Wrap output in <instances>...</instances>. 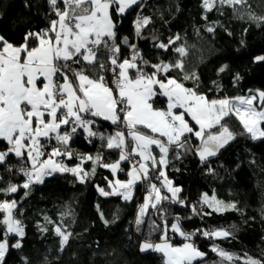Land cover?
<instances>
[{"label": "trees", "instance_id": "16d2710c", "mask_svg": "<svg viewBox=\"0 0 264 264\" xmlns=\"http://www.w3.org/2000/svg\"><path fill=\"white\" fill-rule=\"evenodd\" d=\"M57 3L63 10L62 0ZM212 5L206 9L203 0H140L123 14L113 11L115 44L120 49L118 61L140 51L136 64L146 75H151L156 71L153 65H173L183 59V69L169 68L167 72H159L157 78H174L209 100L256 94V105L260 108L258 93L264 91V61H257L256 57L264 56V22L250 19V14L264 17V0ZM145 18L147 24L142 23ZM56 19L49 0H0V36L15 46L23 44L29 32L46 29ZM138 20L142 25L139 35ZM209 27L212 32L207 30ZM170 40L173 43L169 45ZM160 44L168 47L161 48ZM35 45V40L30 41V47ZM182 46L187 51L183 58L175 51ZM99 52L98 60L106 65V71H99L97 65L85 68V73L109 78L114 67L109 59L111 54L105 48ZM71 67L79 70L85 66L72 64ZM135 71L130 70L131 74ZM193 73L198 79H184ZM156 90L160 92L157 87ZM153 101L155 108L165 109V96L157 95ZM84 116L94 121L92 126L97 131L103 127L104 132L120 128V123L114 124L103 117ZM186 119L195 125L188 116ZM223 123L234 139L209 160L201 161L196 154L200 139L191 134L183 137L187 140L186 148L175 145L170 148L166 176L181 191L174 200L162 190L167 199L156 202L154 208L149 207L139 226L136 218L148 188L143 191L141 182L135 184L129 200L120 194L105 196L99 191L110 192L112 173L103 165L120 158L119 149L107 148L105 140L87 137L89 154L67 149L73 155L60 156L65 166L79 165L89 173L84 182L71 172H55L42 183H33L24 189L20 186L26 179L15 169L30 163L26 155L20 158L10 153L0 163V189L16 185L18 191H0V202H17L13 215L20 221L24 235L8 233L5 236L6 225L0 223V241L6 238L8 244L1 264H163L162 253L152 249L141 251V243L159 241L165 231L170 243H183L185 237L170 230L173 223H178L183 232L194 234L189 240L196 242L198 250L205 253L193 264H220L221 257L212 250L214 246L233 254V261H224V264H245L248 257L264 262V140L256 142L235 115L225 118ZM214 131L218 133L219 128ZM49 140L54 138H42L41 142L46 144ZM6 147L7 142L0 139V148ZM86 156L93 159L81 161ZM4 163L12 170L5 169ZM156 169L159 168H150V178L144 180L148 187L150 181H159ZM118 176L126 178L123 173ZM205 194L215 196L224 204H235L236 208L213 211L202 203ZM179 201L184 202L183 206H178ZM4 215L0 210V221ZM58 226L66 235L70 234L63 248L61 237L55 231ZM221 229L231 236L203 235L205 231ZM18 242L21 247H13Z\"/></svg>", "mask_w": 264, "mask_h": 264}, {"label": "snow or ice", "instance_id": "6c2138e0", "mask_svg": "<svg viewBox=\"0 0 264 264\" xmlns=\"http://www.w3.org/2000/svg\"><path fill=\"white\" fill-rule=\"evenodd\" d=\"M246 0H219L220 4H242ZM58 17L52 20L48 28L39 32H29L24 39V43L15 46L0 36V139L7 141L10 147L5 152H0V163L10 153H15L17 157L29 161L30 169L21 168L27 177L25 183L20 187L28 189L33 183H42L46 176L55 172H71L84 182L89 175L79 165L67 167L62 162H58L54 157L67 155L71 157L73 153L60 147L52 149L51 153L43 151L45 145L41 138H54L58 144L67 146L72 136L78 129H83L88 137L96 136L97 133L91 130L92 120L84 118L85 114L93 117H103L111 120L114 124L122 122L127 129V133L117 131L114 135L107 137V147L120 150V161L130 160L131 157L139 155V166H133L128 172V181L117 180L112 187L122 189L119 193H109L104 189H99L102 195L120 194L125 200L131 199V188L140 180L149 179V166L146 161H151L152 168L157 164L167 165V155L170 148L175 145L178 148H186L187 140L185 134H191L200 139V146L196 149L201 161L210 156H214L229 141L234 139V134L223 123L225 118L235 115L243 125L247 133L253 139L264 137V91L258 93L261 100L260 108L257 109L253 101L256 96L236 97L232 100L213 99L209 100L205 95L197 91L186 88L183 83L174 78H169L167 82L158 79V73L167 72L169 68L183 69V59L175 64L153 65L156 69L151 75H146L143 70L134 62L125 59L118 61L117 53L119 46L115 44L116 33L113 23V11L123 14L131 6L137 4V0H62L63 10L58 6L57 0H49ZM206 9H210L212 0H203ZM250 19L264 22V17H256L250 14ZM143 24L148 23L145 18ZM141 22L137 21V35L140 34ZM212 32L213 29H207ZM178 40L179 37H176ZM35 40L36 45L30 47V41ZM109 41H112L111 47ZM125 38L124 43H127ZM173 41H169V45ZM159 47L167 48L168 45L160 44ZM105 48L110 52V63L112 68L114 87L108 85L103 75L98 79L90 78L85 73V68H96L99 71H106V65L98 60L99 50ZM180 57H185L187 51L185 47L175 49ZM135 60V56L133 57ZM257 61H264V56L256 57ZM72 64H84V68L75 70ZM136 69V76L130 75V70ZM220 71H224L221 68ZM71 73V76H69ZM62 79V83H57ZM185 80L198 79L193 73L186 75ZM158 85L160 92L154 90L153 86ZM163 95L167 98L168 104L165 109L154 107L153 97ZM183 109V111H180ZM186 116L191 117L192 125ZM62 126H71V131H62ZM195 126H199L198 130ZM219 132H215V128ZM146 129L147 131H142ZM52 134H55L54 137ZM131 138L134 144L132 151L126 153L127 139ZM103 139V136L101 137ZM159 148L160 157L157 161L152 155V146ZM47 156V159L41 157ZM92 160L91 156L82 157ZM99 160V156L96 158ZM108 165L116 171L119 162ZM159 170V169H156ZM95 171V168L92 170ZM160 176L165 173L160 171ZM171 185V181H167ZM157 202L167 199L160 194V189L156 185L151 186ZM15 193L18 186L10 185L6 190ZM172 197L175 200L181 189L169 187ZM27 195V193H25ZM151 195V194H150ZM184 203L183 201H179ZM202 203L216 212L228 209H235V204H224L215 196L209 197L205 194ZM149 207H156L155 203H150V196L145 197V203L140 206L136 218L139 226L143 222V217ZM17 208V202H0V210L5 213L0 223L6 225L5 236L8 233H16L23 237L24 231L20 226V221L14 219L13 209ZM194 214L196 209L193 208ZM64 213L63 215H68ZM210 215L211 213H204ZM47 219V218H46ZM107 224V221H105ZM171 228L178 232L185 240H189L191 235L181 230L178 223H173ZM56 233L61 237V248L68 243L69 235L58 226ZM207 237L228 238L231 233L225 230L213 232L205 231ZM13 247L19 248L18 242ZM8 249L7 240L0 241V262H3ZM152 249L162 253L163 264H193L197 258L204 257L205 253L198 250L194 243L186 242L182 246H173L169 242L167 232L161 236V242L153 244L145 241L141 245V251ZM221 257L220 264L224 261H233V254L214 246L212 249ZM245 264H264L260 260L248 257Z\"/></svg>", "mask_w": 264, "mask_h": 264}, {"label": "crops", "instance_id": "0c3cea01", "mask_svg": "<svg viewBox=\"0 0 264 264\" xmlns=\"http://www.w3.org/2000/svg\"><path fill=\"white\" fill-rule=\"evenodd\" d=\"M139 0H137V2H138ZM132 6V5H131ZM124 60H122L121 62H123ZM87 75H89V74H87ZM130 75L133 77V78H135V76H134V74H131V72H130ZM90 76V78H94V79H98L99 77H93V76H91V75H89ZM155 86V85H154ZM250 95H252V94H250ZM250 95H248V96H250ZM248 96H246V97H248ZM182 111H183V109H181ZM180 110V111H181ZM190 119H191V117H189ZM111 121V120H110ZM193 123L195 124V122L193 121ZM124 125H122V121H121V123H120V128H116V129H119V130H122L123 132H125V133H127V131L125 130L124 131ZM199 126H197V128H198ZM108 134H110L109 136H112V135H114V133L112 132V131H109V132H97V135H96V138H98V139H102L101 137L103 136V140H105V143H106V147H107V137H109L108 136ZM54 135L55 134H52V136L54 137ZM127 141H128V145H129V147H130V149L132 150V148L134 147L133 146V142L130 140V139H127ZM45 145V147H44V149H43V151L44 152H46V153H51V151H52V149L53 148H55V147H60L61 148V151H63L65 148L66 149H68V150H73L72 148H70V147H68V145H71V146H75V147H77L78 149H79V151L78 152H82V153H85V154H89L90 153V147H89V142H88V140H87V137H85V136H80V137H78V139H76V140H74V141H69V144L67 145V146H64V145H60V144H58V142L54 139V141H51V140H49L46 144H44ZM108 148V147H107ZM156 150V159H157V161L159 160V157H160V152H158L157 151V149H155ZM74 151H76V150H74ZM136 157H138L139 159H140V157H139V155H135ZM44 157H46V156H44ZM55 158V160L56 161H58V162H61V157L60 156H58V157H54ZM117 161H120V158L117 160ZM116 161V162H117ZM116 162H113V163H111V164H109V165H112V164H115ZM122 163V161H120L119 162V165H118V167L120 166V164ZM148 166H149V169L150 168H152V166H151V163L150 164H148ZM166 165H159L158 164V168L159 169H161L162 167H165ZM76 167V166H75ZM118 167H117V169H116V171L115 172H113L112 171V169L111 168H109L110 169V171H111V173H112V180H113V182H114V184H115V182L117 181V180H119V181H121V182H126V181H128L129 180V176H128V172L129 171H131L132 170V168H129L128 169V171H127V173H126V178L125 179H121L119 176H118V174H119V172H118ZM141 181V180H140ZM139 181V182H140ZM149 188V187H148ZM111 190V189H110ZM145 241H143L142 243H144ZM161 242V239L159 240V241H156V242H152L153 244H155V243H160ZM169 242H170V240H169ZM142 243H141V245H142ZM189 243H190V241H189ZM184 243H182V244H179V245H173V246H182ZM148 250V249H147ZM201 258V257H200ZM198 259V258H197Z\"/></svg>", "mask_w": 264, "mask_h": 264}, {"label": "built area", "instance_id": "2783aa9c", "mask_svg": "<svg viewBox=\"0 0 264 264\" xmlns=\"http://www.w3.org/2000/svg\"><path fill=\"white\" fill-rule=\"evenodd\" d=\"M134 56H135V60H133V57H134ZM139 58H140V51H135V52H131V53H129L127 56H125L123 60L127 59V60H129V61H131V62L137 63V61L139 60ZM134 76H136V71H135V73H134ZM104 78H105V77H104ZM113 78H114V77H113V73L110 75L109 78H105V81H106V82L108 83V85L111 86V87H114V85L112 84V80H113ZM57 83H60L59 79L57 80ZM84 118L90 120V119H89L88 117H86V116H84ZM121 121H122V119H121ZM122 125H124L123 122H122ZM90 127H91V130H92L93 132H95V133H97V132H104V131H105V127H103L101 130H98V131H97L92 125H90ZM62 131H71V126H62ZM81 135H82V136H85V137H88V136H87V133H85V132L83 131V129H78L77 133L74 134V135L72 136V138H71L70 141H74V140H76V139H77L78 137H80ZM68 147L72 148L73 150L79 151V149H78L77 147H75V146L68 145ZM124 151H125L126 153H130V152L132 151V150L130 149L129 145H128V141H127V146H126V148L124 149ZM119 155H120V150H119ZM122 162L126 163L125 165L127 166V168L125 167V165H121V164H120V166L118 167V172H119V173L126 174L129 168H133V166H136V167L139 166L140 159H139L138 157H136L135 154H134V155L131 157L130 160L122 161ZM145 163L150 164L151 161H146ZM101 165H103V162L101 163ZM3 167H4L5 169L9 170V171L12 170V167L9 166L7 163H4V164H3ZM30 167H31L30 165L19 166V167L16 168L15 170L18 171V172H19V173H20L25 179H27V177H26V176L24 175V173L21 171V168H24V169H30ZM140 182H141V189H142L143 191H145V190L148 188L147 184L144 182V180H141ZM190 242H191V243H194V245L198 248V245L196 244V242H194V241H190Z\"/></svg>", "mask_w": 264, "mask_h": 264}, {"label": "rangeland", "instance_id": "374dc122", "mask_svg": "<svg viewBox=\"0 0 264 264\" xmlns=\"http://www.w3.org/2000/svg\"><path fill=\"white\" fill-rule=\"evenodd\" d=\"M140 1V0H139ZM213 3H219V0H212V4ZM133 6V5H132ZM131 7V6H130ZM129 7V8H130ZM161 80H163V79H161ZM167 80L168 79H166V80H163L164 82H167ZM59 81H60V83H62L63 81H62V79H59ZM156 87L159 89V86L158 85H155V86H153V88H154V90L155 91H157L156 90ZM160 90V89H159ZM252 96H256L257 97V95L256 94H252ZM238 97H241V96H238ZM242 97H245V96H242ZM236 98V97H235ZM218 100V99H217ZM230 100H232L233 101V103H235V104H238V101H235V99L233 98V99H230ZM256 102H257V99H255L254 101H253V104H254V106L257 108V105H256ZM167 104H168V100H167V103H166V107H167ZM165 107V108H166ZM257 109H259V108H257ZM182 111V110H181ZM198 130V129H197ZM117 131H122V130H119V129H114L112 132L115 134ZM110 134H108V136H109ZM42 139V138H41ZM128 139H130L131 140V138L129 137ZM256 142H259V141H262V140H264V137H259L258 136V138H256V139H254ZM7 142V141H6ZM133 146H134V144H133ZM10 147V145H8V143H7V147L6 148H0V152H5V151H7L8 150V148ZM155 149H157V151L158 152H160L159 151V148L158 147H156V146H152V155L153 156H155L156 157V150ZM15 154V153H14ZM48 157L46 156V157H41V159H47ZM55 159V158H54ZM31 166V165H30ZM156 168H158V164H157V166H156ZM160 171H163L164 173H165V176L164 177H161L160 176ZM158 173H159V177H158V182H155V181H150V184H149V188H148V190L145 192V193H143V197H142V201H141V203H140V206L141 205H143L144 203H145V197H149L150 196V203H156L157 201L155 200V193L154 192H152V190H151V186L154 184V185H156V187L157 188H159L161 191H160V194L163 196L164 194H163V192H162V190L163 191H165V192H167V193H169V195H170V197L171 198H173L172 197V193L169 191V187H176V188H179V187H177V186H174L173 184H172V181L166 176V172H165V167H162L161 169H159L158 170ZM165 177H166V179H167V181H171V185H167L166 184V181H165ZM110 182H111V185H115L114 184V182H113V180L111 179L110 181H109V184H110ZM137 183H139V181H137ZM136 183V184H137ZM110 185V192L109 193H119V192H122L123 190L122 189H119L118 187H112ZM134 186L135 185H133V187L131 188V197H132V194H133V188H134ZM151 194V195H150ZM178 195V194H177ZM176 198H177V196H176ZM175 198V199H176ZM4 202V201H3ZM8 202H10V201H8ZM170 230H172V228L170 227ZM173 231V230H172ZM176 234H178V235H180L178 232H176ZM6 238H4V239H2L1 241H3V240H5ZM170 240V239H169ZM189 241H191V240H185V241H183V243H186V242H189ZM191 243V242H190ZM182 244V243H181ZM213 248V247H212ZM0 264H1V262H0Z\"/></svg>", "mask_w": 264, "mask_h": 264}, {"label": "water", "instance_id": "95a60500", "mask_svg": "<svg viewBox=\"0 0 264 264\" xmlns=\"http://www.w3.org/2000/svg\"><path fill=\"white\" fill-rule=\"evenodd\" d=\"M211 158H212V156L208 157L206 160H209V159H211ZM183 204H184V203H179L178 206L181 207V206H183Z\"/></svg>", "mask_w": 264, "mask_h": 264}]
</instances>
